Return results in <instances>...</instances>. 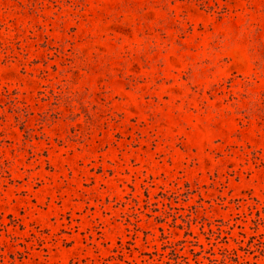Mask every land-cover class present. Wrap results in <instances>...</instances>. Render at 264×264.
Masks as SVG:
<instances>
[{
    "label": "rangeland",
    "instance_id": "374dc122",
    "mask_svg": "<svg viewBox=\"0 0 264 264\" xmlns=\"http://www.w3.org/2000/svg\"><path fill=\"white\" fill-rule=\"evenodd\" d=\"M0 264H264V0H0Z\"/></svg>",
    "mask_w": 264,
    "mask_h": 264
}]
</instances>
